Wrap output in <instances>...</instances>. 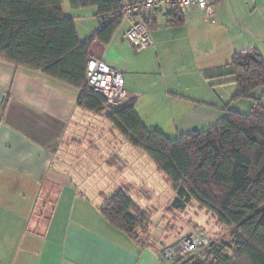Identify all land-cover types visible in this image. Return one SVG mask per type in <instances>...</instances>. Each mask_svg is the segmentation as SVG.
Returning <instances> with one entry per match:
<instances>
[{"label": "crops", "instance_id": "1", "mask_svg": "<svg viewBox=\"0 0 264 264\" xmlns=\"http://www.w3.org/2000/svg\"><path fill=\"white\" fill-rule=\"evenodd\" d=\"M70 1L63 0L62 12L73 18L83 41L100 27L97 9H73ZM230 6H235L231 16H245L235 21L238 36L223 26ZM172 15L156 13L148 24L153 45L145 53L154 49L156 63L126 43L129 23L123 19L107 43L91 42L89 54L122 74L127 99L135 100V112L147 129L174 138L209 127L226 109L246 113L245 107L254 105L253 98L248 106L236 105L235 83L219 74L229 71L232 55L248 46L257 48L264 61V0H224L215 11L220 26L207 30L179 28L202 22L201 11L181 16L180 25H170ZM167 29L172 39L165 49L159 44L168 38L162 34ZM239 35L253 40L241 45L246 41ZM214 83L229 88V98L215 92ZM253 92L252 97L264 98L263 88ZM78 94L71 85L0 59V264H170L164 252L174 245L141 244L99 211L105 199L130 185L134 202L148 213L135 200L144 192L140 188L154 191L159 179L172 187L144 151L118 140L109 157L63 154L82 129L80 119L92 113L77 105Z\"/></svg>", "mask_w": 264, "mask_h": 264}, {"label": "trees", "instance_id": "2", "mask_svg": "<svg viewBox=\"0 0 264 264\" xmlns=\"http://www.w3.org/2000/svg\"><path fill=\"white\" fill-rule=\"evenodd\" d=\"M63 0H0V59L27 71L40 72L79 90L77 105L100 112L105 102L85 79L91 42L107 43L121 22L122 0H71L73 9L95 6L112 20L80 41L73 18L62 12ZM183 19L173 14L170 25ZM236 85L232 100L253 98L246 113L226 109L216 123L177 137L147 129L135 112V100L113 106L107 119L124 138L140 148L175 191L171 207L182 211L196 201L231 229V255L213 250L203 258L173 256L170 264H264V107L252 92L264 86V61L257 48L236 51L229 63ZM225 81V82H227ZM132 186L115 191L99 206L114 228L143 244L135 232L145 229L149 214L131 197Z\"/></svg>", "mask_w": 264, "mask_h": 264}, {"label": "rangeland", "instance_id": "3", "mask_svg": "<svg viewBox=\"0 0 264 264\" xmlns=\"http://www.w3.org/2000/svg\"><path fill=\"white\" fill-rule=\"evenodd\" d=\"M230 10H235V6H230L228 8L227 20L225 22L223 21V26H227L229 28L230 34L238 36V33L240 32L239 28L235 26V21L237 20L238 16L242 21H245V19H243V17L245 16L243 14H240V12L238 13V15L233 13V16H231L229 14ZM214 21L215 22L213 24L205 23L202 21L196 23V25H190V23L188 22L189 24L187 23L184 26H180L179 28L187 30L190 28L193 29L198 27L207 30L208 28L216 27L218 25L220 26L222 22L220 19H218L217 15L214 16ZM162 30L163 29L159 28L153 33L160 34V31ZM165 31L166 33L163 32L162 34L167 35L168 38L161 42L159 45L162 48L166 49L170 45V39H172V35L168 32V29ZM245 37L239 35V41H242L244 39L246 41L240 43L241 45L249 44L248 40H253L246 39ZM157 50L160 54L162 53L160 48H158ZM145 51L146 50L134 52L138 53L137 55L139 57H148L151 61H153V63H156L157 57L154 49H151L152 52L148 51L145 53ZM210 86L214 87L215 92L222 91L224 92L226 97L229 98V88H219L220 85L218 83H214ZM260 88L264 89V87ZM253 95H256V92H253ZM262 99L261 103L262 101H264V98ZM250 100L252 103V98L240 99L238 102H236V105L240 106L241 108V103H245L244 106H248ZM245 108H247L245 109L246 112L250 110V107ZM107 113V110L92 112L86 119H80L79 127L84 129H80V131L77 132L76 136L68 141V145L63 149V154L67 155V157H70L72 155H76L78 152H86L88 154H95L97 156L100 155L109 157L115 150L114 145L118 140L128 142L107 119ZM141 155V157H145V154L141 153ZM140 189L142 192H144L137 197L139 199L135 200L138 205L142 207H145L146 205V208L148 209L147 212L149 213V223L147 227L145 229H137L135 232L136 236H138L141 241L147 244H164L165 246H163V248L167 247L166 245H174V247L169 246V248H175L180 239H182L187 233L191 231H201L207 238L208 245L202 247L196 253L185 255L182 258H203L205 254H209L211 257L210 253L213 250L217 251L219 249L225 255H231L233 250L231 229L221 224L214 213L201 208L196 201H191L182 211L172 208L171 201L174 198V190L172 191L173 188L170 187V185H165V181L162 179L158 180L157 187L153 189L154 191H152V189L146 188L145 185H143ZM153 192L158 193L157 195H154ZM177 257L180 256L176 255L174 260H176ZM170 262L172 263L171 259Z\"/></svg>", "mask_w": 264, "mask_h": 264}, {"label": "built area", "instance_id": "4", "mask_svg": "<svg viewBox=\"0 0 264 264\" xmlns=\"http://www.w3.org/2000/svg\"><path fill=\"white\" fill-rule=\"evenodd\" d=\"M224 0H122L120 6L121 19L129 25L123 34L126 43L136 52L145 50L153 45L149 22L152 16L159 13L170 17L172 14L188 16L195 10L203 13V21L213 24L216 8ZM113 13L96 16L100 26L112 20ZM85 79L92 91L100 94L105 102L103 110L109 111L113 106L127 100L122 74L109 67L104 61L90 58L85 69ZM208 245V240L201 231L187 233L177 243L175 248L164 252L167 259L175 255L183 257L196 253Z\"/></svg>", "mask_w": 264, "mask_h": 264}]
</instances>
